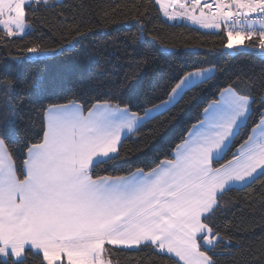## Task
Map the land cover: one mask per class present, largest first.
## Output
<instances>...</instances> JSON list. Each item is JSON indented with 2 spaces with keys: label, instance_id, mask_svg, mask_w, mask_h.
I'll list each match as a JSON object with an SVG mask.
<instances>
[{
  "label": "snow or ice",
  "instance_id": "obj_1",
  "mask_svg": "<svg viewBox=\"0 0 264 264\" xmlns=\"http://www.w3.org/2000/svg\"><path fill=\"white\" fill-rule=\"evenodd\" d=\"M155 2L164 6L163 0ZM31 3L0 0V26L8 36L15 34L14 29L23 32L25 7ZM171 3L202 28L224 30L228 49L249 39L264 51V0H214L211 22L205 12L213 7L208 0L202 7L201 0H192L191 12L181 0ZM256 13L260 18L251 19L249 14ZM214 71L193 65L177 78L168 98L145 109L143 116L109 101L94 104L87 115L75 101L52 104L45 111L42 140L28 147L23 179L17 176L7 146L15 114L7 116L0 129V264H26L29 254L42 255L41 264H62V256L68 264H103L106 243L155 246L160 253L177 257L173 264H215L206 253L221 240L213 221L220 196L264 176V112L232 158L219 163L246 123L254 102L251 96L231 85L222 89L221 99L204 109L205 118L175 146L174 158L150 171L92 176L98 164L119 155L125 130L136 131L163 114ZM10 87L14 92L16 85ZM33 87L41 88L42 81H34ZM213 163L219 167L213 168Z\"/></svg>",
  "mask_w": 264,
  "mask_h": 264
},
{
  "label": "trees",
  "instance_id": "obj_2",
  "mask_svg": "<svg viewBox=\"0 0 264 264\" xmlns=\"http://www.w3.org/2000/svg\"><path fill=\"white\" fill-rule=\"evenodd\" d=\"M25 13L24 35L8 36L0 26V129L14 112L7 146L19 179L28 147L42 140L45 111L52 104L75 101L87 112L109 101L142 116L145 109L166 100L177 78L193 65L215 71L163 114L123 137L119 155L98 164L93 178L126 176L137 169L147 172L172 159L175 146L202 119L204 109L230 85L254 102L240 135L219 163L232 158L264 112V54L249 39L245 49L227 51L223 30L169 22L154 0H60L46 5L33 1ZM29 48L50 53L30 60ZM37 80L42 81L39 89L33 87ZM219 205L213 221L221 240L206 254L215 264H264V176L224 192ZM102 254L110 264L177 260L151 245L106 244ZM41 261L42 255L29 254L26 264Z\"/></svg>",
  "mask_w": 264,
  "mask_h": 264
},
{
  "label": "crops",
  "instance_id": "obj_3",
  "mask_svg": "<svg viewBox=\"0 0 264 264\" xmlns=\"http://www.w3.org/2000/svg\"><path fill=\"white\" fill-rule=\"evenodd\" d=\"M33 1H36V0H32V2ZM53 1H60V0H47V3H50V2H53ZM155 1V0H154ZM181 2L182 3H185V1L184 0H181ZM157 4V3H156ZM186 4V3H185ZM158 5V7L160 8V10H161V12H162V15H163V17L164 18H166V20H169V22H176V23H187V22H190V23H193L190 19H188L187 18V16H183L182 15V12H183V10H181V9H179V5H173L172 3H171V0H163V7H161V5L160 4H157ZM187 5V4H186ZM187 8H188V11L189 12H191V10L193 9V7H190L189 5H187ZM165 10L167 11V13H168V15L166 16L165 15ZM207 13V12H206ZM195 14L197 15V16H199L200 15V13H199V11L197 10L196 12H195ZM208 15H210V14H208ZM169 16H172L173 17V19H169L168 17ZM207 19H208V21L209 22H211V19H212V16H210V17H207ZM184 21H186V22H184ZM188 24V23H187ZM25 25H26V23H25ZM189 25H191V24H189ZM193 26V25H192ZM2 27V26H1ZM195 27V26H194ZM3 28V27H2ZM218 30H221V29H218ZM218 30H213V31H218ZM26 31H27V26L24 28V30H23V32H20L19 30H15L14 29V32H15V34L14 35H17V36H21V35H24L25 33H26ZM221 99V96L219 95V97H218V99L216 100V101H219ZM215 102V101H214ZM213 103V102H212ZM212 103H210V104H212ZM101 104H103V103H101ZM209 104V105H210ZM208 105V106H209ZM207 106V107H208ZM206 107V108H207ZM204 113V112H203ZM84 114L85 115H87V112H85L84 111ZM143 116V115H142ZM205 117H204V114H202V119H204ZM201 119V120H202ZM197 124V123H196ZM132 133V132H131ZM131 133H128L126 130L122 133V138L123 137H125L126 135H129V134H131ZM188 134H189V132H188ZM188 134H187V136H188ZM186 136V137H187ZM173 158H174V156H173ZM26 159H27V155H26ZM214 168V167H213ZM135 172V171H134ZM133 173V172H132ZM131 174V173H130ZM130 174H128V175H130ZM93 179H95V178H93ZM234 187V186H233ZM110 245V244H109ZM105 246V245H104ZM112 246H116V245H112ZM116 247H119L118 245L116 246ZM122 248H124V247H122ZM174 257V256H173ZM174 258H176L177 260H178V258L177 257H174ZM7 259V258H6ZM65 262V261H64ZM66 263V262H65ZM180 264H182V262H180Z\"/></svg>",
  "mask_w": 264,
  "mask_h": 264
},
{
  "label": "rangeland",
  "instance_id": "obj_4",
  "mask_svg": "<svg viewBox=\"0 0 264 264\" xmlns=\"http://www.w3.org/2000/svg\"><path fill=\"white\" fill-rule=\"evenodd\" d=\"M211 15H208V17H210ZM166 19V18H165ZM169 21V20H168ZM184 22H186V21H184ZM188 24H191V25H193V26H195L196 28H198V29H200V30H204V31H213V30H218V29H216V28H211V29H207V28H202L199 24H196V23H190V22H187ZM27 26V25H26ZM246 39H244L240 44H234V47L232 48V49H228L227 47H226V50L227 51H233L234 49H236V48H239V49H245L247 46H246ZM50 52H47V51H37V52H35V53H29L28 55H27V59H35V58H40V57H44V56H47L48 54H49ZM170 107V106H169ZM257 135H258V133H257ZM122 140V139H121ZM241 185H239V184H237V185H235L234 187H240ZM107 244V243H106ZM105 244V245H106ZM117 246V245H116ZM119 247H124V246H122V245H118ZM134 247H136V246H133L132 248H134ZM125 248V247H124ZM104 250V249H103ZM103 252V251H102ZM101 257H102V260H103V264H110L109 263V261H107L106 259H104V257H103V254L101 253ZM176 259V258H175ZM61 261H65L66 262V264H68V261H67V257L66 256H62V258H61Z\"/></svg>",
  "mask_w": 264,
  "mask_h": 264
},
{
  "label": "built area",
  "instance_id": "obj_5",
  "mask_svg": "<svg viewBox=\"0 0 264 264\" xmlns=\"http://www.w3.org/2000/svg\"><path fill=\"white\" fill-rule=\"evenodd\" d=\"M185 1V3L187 4V5H189L190 7H194V5L192 4V0H184ZM203 3H204V0H201V7L203 6ZM208 3H211V4H213V7H212V9H205V11L208 13V14H212V12H214L215 11V5H214V0H208ZM225 3H229V0H225ZM227 10V9H226ZM233 11H235V9H233ZM250 15V17H251V19H253V20H258L260 17H259V15H258V13H256V14H249ZM240 27V25H237V28H239ZM256 28L257 29H259V25L257 24L256 25ZM224 31V30H223ZM225 32V31H224ZM226 33V32H225Z\"/></svg>",
  "mask_w": 264,
  "mask_h": 264
},
{
  "label": "water",
  "instance_id": "obj_6",
  "mask_svg": "<svg viewBox=\"0 0 264 264\" xmlns=\"http://www.w3.org/2000/svg\"><path fill=\"white\" fill-rule=\"evenodd\" d=\"M260 53H261V54H264V51H261Z\"/></svg>",
  "mask_w": 264,
  "mask_h": 264
}]
</instances>
